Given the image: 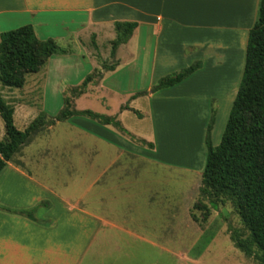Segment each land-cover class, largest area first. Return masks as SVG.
<instances>
[{"label": "crops", "instance_id": "obj_1", "mask_svg": "<svg viewBox=\"0 0 264 264\" xmlns=\"http://www.w3.org/2000/svg\"><path fill=\"white\" fill-rule=\"evenodd\" d=\"M258 2L0 0V33L30 24L35 30L57 29L51 39L84 46L79 41L84 29L95 41L101 34L111 41L115 21L136 22L115 51L114 69L102 73L118 79L127 73L119 80L126 90L118 94L127 99L118 116L129 112L138 125L146 122L141 130L119 121L153 144L140 145L110 124L83 117L34 131L0 171V264H81L99 248L120 246L115 235L151 243L137 230L151 233V210L157 209L168 213V225L170 218L186 219L178 224L188 229L182 257L192 261L200 255L205 233L190 208L201 185L207 122L214 101L234 100ZM197 61L202 67L182 82L152 90L160 77ZM135 93L142 94L129 99ZM136 102L143 109L132 107ZM211 143L215 146L214 129ZM187 172L193 183L171 205L175 196L165 193L167 181L183 180ZM35 207L33 218L17 213Z\"/></svg>", "mask_w": 264, "mask_h": 264}, {"label": "trees", "instance_id": "obj_2", "mask_svg": "<svg viewBox=\"0 0 264 264\" xmlns=\"http://www.w3.org/2000/svg\"><path fill=\"white\" fill-rule=\"evenodd\" d=\"M136 26L133 21L113 23L115 37L110 41L111 57L119 45L127 42ZM90 38L97 50L94 34ZM67 51L51 38L39 39L30 24L4 31L0 33V84L22 88L26 74L37 72L53 54H65ZM102 64L105 70H113L116 65ZM201 67V62L197 61L166 74L157 80L152 90L172 87ZM102 75V69L94 68L77 86L66 88L63 107L57 115L47 118L41 112L23 130L16 127L14 109L7 105L0 93V118L4 127V137L0 140V171L34 131L73 117L87 118L100 125L110 124L132 141L152 149V143L136 138L115 117L90 109L73 108V100L83 95L87 87L94 85ZM141 94L135 93L129 99ZM211 112L205 131L206 155L197 195H202L214 210L218 208V201L229 200L232 203L246 234L234 230L230 240L245 256L264 264V0L258 2L256 20L247 42L242 79L216 146L211 143L214 111ZM35 210L36 207L17 213L33 218Z\"/></svg>", "mask_w": 264, "mask_h": 264}, {"label": "rangeland", "instance_id": "obj_3", "mask_svg": "<svg viewBox=\"0 0 264 264\" xmlns=\"http://www.w3.org/2000/svg\"><path fill=\"white\" fill-rule=\"evenodd\" d=\"M35 28L39 39H48L53 34H59L56 32L57 29L46 32L41 27ZM112 33L114 36V31ZM80 37L79 41L84 46L77 43L78 41L74 43L75 40L71 43V41L65 42L52 38L57 46L67 49L68 53L53 54L37 72L26 74L24 76L25 84L22 88L0 84L2 98L7 105L14 109V123L18 129L23 130L41 112L47 118H53L63 107V92L66 88L77 86L84 76L92 72L94 68L102 69V72H105L102 63L106 65L115 63V57L110 55V41L107 39L111 36L98 35L95 41L98 45L97 50L94 49L90 34L85 29L81 32ZM126 76L128 75L125 72L120 79H125ZM134 77L137 79L136 76ZM120 79L106 73L94 85L87 87L85 97L75 101V104V99L73 100V108L90 109L107 116H117V119H120L123 124L126 122L132 127L142 130L141 127H144L143 123L146 120H142V124L138 125L133 113L127 112L121 118L118 116L120 105L124 104L127 99V97L121 98L118 94L126 90V87H121ZM135 91L140 90L135 89ZM214 102L216 103L211 111H214L212 129H214V145L216 146L220 142L231 103ZM132 107L143 109L141 102L132 104ZM211 115L212 112L207 126ZM168 121L166 122L168 123ZM3 136L4 127L0 118V140ZM162 174L160 173V175ZM171 176L177 177L178 175L172 172ZM182 178L183 180L172 178L167 181L165 193L175 196L170 201L171 205H177L180 201V198H176L177 195H180L186 186L189 187L193 183L194 177L188 172ZM157 210H151V233L144 231L142 226L137 230L139 234H147L151 243L137 238H134L137 239V242H132L125 235L122 237L115 235L112 240L117 242L119 240L120 246L99 248L95 258L84 259L81 264H258L252 257L245 256L235 248L230 240V234L234 230L244 234H246V230L229 200L218 201V208L214 210L202 195L199 194L195 198L190 208V216L199 224L208 243L205 241L206 245L201 249L202 252L199 256H197L198 253H195L197 258L191 255L192 261L182 257V250L188 241L186 236L188 229L179 227L178 224H184L186 219L182 221L180 217L170 218L171 225H168L167 218L164 216L168 213L160 215L161 213ZM141 214L140 219L142 218Z\"/></svg>", "mask_w": 264, "mask_h": 264}]
</instances>
